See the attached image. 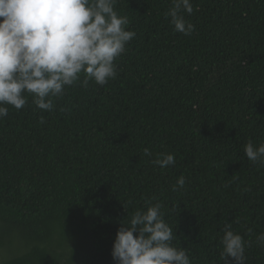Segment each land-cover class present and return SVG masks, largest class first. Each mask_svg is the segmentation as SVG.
<instances>
[{
  "label": "trees",
  "instance_id": "1",
  "mask_svg": "<svg viewBox=\"0 0 264 264\" xmlns=\"http://www.w3.org/2000/svg\"><path fill=\"white\" fill-rule=\"evenodd\" d=\"M191 3L184 35L166 15L172 0H117L136 35L115 78L66 86L51 111L30 95L7 106L0 264H117L118 229L155 203L192 264H224L229 224L245 264H264V165L244 154L264 143V0ZM160 153L175 164L152 163Z\"/></svg>",
  "mask_w": 264,
  "mask_h": 264
},
{
  "label": "clouds",
  "instance_id": "2",
  "mask_svg": "<svg viewBox=\"0 0 264 264\" xmlns=\"http://www.w3.org/2000/svg\"><path fill=\"white\" fill-rule=\"evenodd\" d=\"M117 0H0V119L7 106L21 109L28 96L41 110L54 109V97L65 87L80 81L105 85L117 76L115 60L136 35L127 29L130 21L115 9ZM191 14V0H172L166 15L176 32L190 35L195 25L183 13ZM83 75V80L81 76ZM244 154L264 165V143L251 141ZM151 156L150 149L143 150ZM174 154L160 153L152 161L161 168L175 164ZM186 181L180 176L173 190ZM160 203L136 211L123 223L112 249L117 264H192L184 249L173 246V229L164 219ZM221 238L224 264H245V241L226 225ZM264 246V233L257 236ZM229 258H232L230 261Z\"/></svg>",
  "mask_w": 264,
  "mask_h": 264
}]
</instances>
